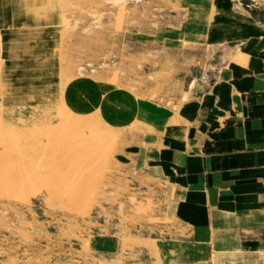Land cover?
I'll use <instances>...</instances> for the list:
<instances>
[{"label":"rangeland","instance_id":"obj_1","mask_svg":"<svg viewBox=\"0 0 264 264\" xmlns=\"http://www.w3.org/2000/svg\"><path fill=\"white\" fill-rule=\"evenodd\" d=\"M44 8L48 79L0 78V264H264L176 217L165 132L264 39V0Z\"/></svg>","mask_w":264,"mask_h":264},{"label":"crops","instance_id":"obj_2","mask_svg":"<svg viewBox=\"0 0 264 264\" xmlns=\"http://www.w3.org/2000/svg\"><path fill=\"white\" fill-rule=\"evenodd\" d=\"M46 2L0 0L7 70L33 65L20 68L18 79H48L42 74L47 61L42 44ZM242 54V62L200 101L193 99L178 109L183 114L172 122L175 128H166V138L178 144L173 209L180 221L214 228L224 237L241 231L254 234L236 245L263 251L264 39L247 43Z\"/></svg>","mask_w":264,"mask_h":264},{"label":"bare ground","instance_id":"obj_3","mask_svg":"<svg viewBox=\"0 0 264 264\" xmlns=\"http://www.w3.org/2000/svg\"><path fill=\"white\" fill-rule=\"evenodd\" d=\"M0 34L2 35V32H1V30H0ZM3 39H4V37H3ZM3 52H4V46H3ZM7 66H8V64H7V62H6V59H5V57H4V61H3V64H2V67H1V69H0V78H2V79H6L7 77H8V75H9V71L7 70ZM29 66L30 67H33V65H28V67H25V69L26 70H28L29 69ZM24 67V66H23ZM24 69V68H23ZM8 79V78H7ZM29 79V78H28ZM8 83V81H6V84ZM17 92V91H16Z\"/></svg>","mask_w":264,"mask_h":264},{"label":"built area","instance_id":"obj_4","mask_svg":"<svg viewBox=\"0 0 264 264\" xmlns=\"http://www.w3.org/2000/svg\"><path fill=\"white\" fill-rule=\"evenodd\" d=\"M3 46H4V41L2 35L0 34V69L3 64Z\"/></svg>","mask_w":264,"mask_h":264}]
</instances>
